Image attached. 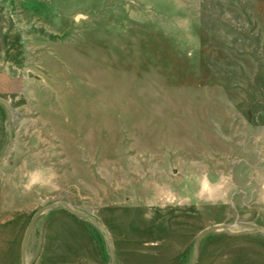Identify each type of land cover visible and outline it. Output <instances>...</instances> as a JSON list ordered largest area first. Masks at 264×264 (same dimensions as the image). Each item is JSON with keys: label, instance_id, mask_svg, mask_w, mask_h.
<instances>
[{"label": "rangeland", "instance_id": "374dc122", "mask_svg": "<svg viewBox=\"0 0 264 264\" xmlns=\"http://www.w3.org/2000/svg\"><path fill=\"white\" fill-rule=\"evenodd\" d=\"M0 99V264L58 203L114 264L264 230V0H0ZM109 263L99 228L36 219L24 264ZM196 264H264V235H206Z\"/></svg>", "mask_w": 264, "mask_h": 264}, {"label": "water", "instance_id": "95a60500", "mask_svg": "<svg viewBox=\"0 0 264 264\" xmlns=\"http://www.w3.org/2000/svg\"><path fill=\"white\" fill-rule=\"evenodd\" d=\"M0 105L4 108L5 112H6V120H5V127H6V133H7V148L6 150L0 155V164L4 161V159H6V157L9 155L11 149H12V145H13V140H12V132L11 129L9 127L10 122H11V118H12V113H11V108L9 106V104L3 100L0 99ZM63 208L66 212L70 213L71 215L81 218L83 220H85L86 222L94 225L95 227L99 228L100 231L103 233V236L105 238V242H106V246L108 249V253H109V257H110V263L109 264H114V254H113V250L109 241V235L108 232L106 231V229L104 228V226L95 221L92 217L88 216L87 214H84L80 211H77L75 209L70 208L68 205H66L65 203H58V204H54V205H48L45 207H42L41 209H39L31 218L27 229L25 231L23 240H22V244H21V249H20V264H24L25 263V251H26V246H27V242L29 240L32 228L34 226V223L36 221V219L39 217L40 214L49 211V210H53V209H57V208ZM218 230L224 232L227 235L230 236H234V235H255V234H263L264 235V230H252V231H242V232H230L227 230V228L223 225H216L213 227H210L208 229H205L204 231L200 232L194 241V247H193V254L190 260V264H196L197 263V259H198V249H199V244L200 241L203 237H205L206 235H209L211 233L217 232Z\"/></svg>", "mask_w": 264, "mask_h": 264}]
</instances>
